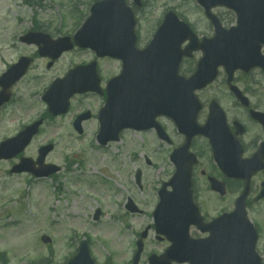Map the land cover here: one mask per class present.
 <instances>
[{"label":"rangeland","instance_id":"obj_1","mask_svg":"<svg viewBox=\"0 0 264 264\" xmlns=\"http://www.w3.org/2000/svg\"><path fill=\"white\" fill-rule=\"evenodd\" d=\"M23 1L0 0V58L9 60L34 55L35 46H26L18 39L35 25L51 37L73 35L76 18L72 16L77 11L87 15L92 0H41L39 7L36 3L28 7ZM156 1L150 6V0H146L147 8L138 13L142 42L147 41L149 30L159 17L160 2L173 3L177 12L183 15L199 36L213 34L203 11L194 1ZM215 12L226 26L235 20L234 15L226 9ZM28 103L23 110L27 118L35 110L41 109L38 104L28 110ZM12 117L20 119L23 115L15 111ZM1 118H10L8 111L0 115ZM57 124L58 121H55L52 124L54 128H49L45 137H40L37 142L55 139L56 149L52 158L56 162L64 160L66 163L72 159L75 164L71 171L59 177L58 182L47 180L24 186L20 180H15L4 187L0 184V253L6 255V263L0 264H63L72 258L83 236L91 239L89 241L86 237L88 243L92 244L91 255L96 264H131L134 241L142 230L153 224L151 212L158 201L157 191L168 176L152 173L151 168L144 165L145 156L141 152L139 160H134L137 158L133 156L136 145L132 144L136 142L135 139L129 141L128 148L122 140L108 147H99L90 131L91 127L83 137H71ZM15 126L11 127L10 133ZM2 133H7L6 128H0V135ZM138 169L144 173L143 189L139 186L136 188L134 175ZM1 173L0 168V178ZM126 197L133 199L142 213H128L124 208ZM97 208L101 215L94 220ZM261 212L264 217V206ZM149 231L145 254L139 264H147L145 255L150 251H159L166 246L155 241L154 230ZM42 235L51 238L49 246L41 243ZM263 251L264 244L261 253Z\"/></svg>","mask_w":264,"mask_h":264},{"label":"flooded vegetation","instance_id":"obj_2","mask_svg":"<svg viewBox=\"0 0 264 264\" xmlns=\"http://www.w3.org/2000/svg\"><path fill=\"white\" fill-rule=\"evenodd\" d=\"M187 46L189 44L185 42L183 47ZM201 56L200 52H194L190 59H184L179 66L180 76L192 75ZM28 57L32 62L31 67L27 75L12 88V94L16 95L12 104L33 102L39 98L36 92L47 85L48 77L45 71L51 69L47 67L50 62L39 55ZM102 63L103 71H98L101 81L100 92H88L74 97L78 106L73 118L83 113L91 115L83 122V126L88 121H96L98 109L105 103L108 78L111 75L118 77L122 71L119 60L108 59ZM108 71L111 72L106 78L103 73ZM233 87L236 91L232 90ZM237 90L240 93L239 98L236 96ZM196 95L200 102L197 111L192 106L193 110L189 113H177L185 117L196 111L195 120L198 128L206 126L208 117L212 114V121L207 127L208 136L197 134L190 139L187 149L179 153L183 159L182 164L185 168L189 166L190 169L193 202L198 207L200 215L208 222L222 213L230 212L231 202H235L246 192L247 212L256 226L259 237L258 248L264 244V217L261 212L264 196L261 200L255 201L264 190V72L261 69H250L248 72L238 70L232 72L229 80L224 67L219 66L214 82L196 91ZM185 106H187L185 103L182 104L183 108ZM154 122L161 129L159 133L155 127L143 132L127 131L130 138H126V144L129 145V141L135 137L142 154H156L157 160L169 158L187 144V138L170 117L158 116ZM26 152L27 150L12 160L0 161V164L8 172L9 168L21 162V159H28L32 167L38 168V165H35L37 152L31 155ZM49 157L50 154L46 156L45 163L52 162ZM178 161L176 159L173 163L170 162L169 167L160 168L157 172L164 176L173 175ZM145 163L152 166L148 157H145ZM225 166L235 169L236 178H230L223 173L222 168ZM9 175L21 177L23 182L34 181L28 172L14 175L9 172ZM191 230L194 237L201 238L202 235L200 236L197 229L191 227Z\"/></svg>","mask_w":264,"mask_h":264},{"label":"water","instance_id":"obj_3","mask_svg":"<svg viewBox=\"0 0 264 264\" xmlns=\"http://www.w3.org/2000/svg\"><path fill=\"white\" fill-rule=\"evenodd\" d=\"M206 8L213 5H226L238 13L239 26L236 30L227 33L217 34L215 38L247 36L249 33L264 35V0H198ZM256 4L262 8V12L256 16L250 15L247 5ZM92 17L84 24V28L75 36L77 43L88 46L98 52H105L113 55V48L124 47L123 44L132 46L133 36V15L123 0L105 1L95 4L92 9ZM179 31V42L185 38H193L189 34L187 27L183 23H178L175 19ZM253 23V28L247 24ZM247 27V28H246ZM246 28V29H245ZM166 29L161 28L157 32L154 42L165 38ZM31 36V35H30ZM27 36L26 38L30 37ZM42 37L43 36H35ZM38 38L36 43L43 42V50L53 49L54 53H60L64 49H70L68 39L50 42V40ZM233 40V38H232ZM27 42V41H26ZM105 50V51H104ZM43 53H41L42 55ZM189 91L190 84L187 85ZM101 120L102 128L99 133V141L105 143L110 139H116L117 132L121 129L119 123L105 124L104 115ZM172 183L170 185L172 186ZM186 192L188 205L191 203L189 196V186ZM174 188L171 193H160L161 201L157 206L156 226L157 230L174 242L170 253L178 262L188 261L191 264H260V258L255 254V231L245 216L244 207L237 208L233 214L222 216L211 225L210 240L202 242H187L186 220L179 218L180 212L187 206L179 202L183 189ZM45 241V240H44ZM68 264H93L87 252V246L82 243L79 253Z\"/></svg>","mask_w":264,"mask_h":264}]
</instances>
